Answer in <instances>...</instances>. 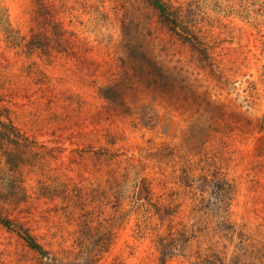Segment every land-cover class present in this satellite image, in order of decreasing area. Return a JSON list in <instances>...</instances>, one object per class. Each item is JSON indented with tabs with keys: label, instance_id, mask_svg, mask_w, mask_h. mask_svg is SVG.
Returning a JSON list of instances; mask_svg holds the SVG:
<instances>
[{
	"label": "rangeland",
	"instance_id": "rangeland-1",
	"mask_svg": "<svg viewBox=\"0 0 264 264\" xmlns=\"http://www.w3.org/2000/svg\"><path fill=\"white\" fill-rule=\"evenodd\" d=\"M162 2L0 0V264H264V0Z\"/></svg>",
	"mask_w": 264,
	"mask_h": 264
},
{
	"label": "trees",
	"instance_id": "trees-1",
	"mask_svg": "<svg viewBox=\"0 0 264 264\" xmlns=\"http://www.w3.org/2000/svg\"><path fill=\"white\" fill-rule=\"evenodd\" d=\"M153 3L158 7L160 12L164 15H169L171 13L168 12L167 6L162 2V0H153ZM24 240L28 243V245L33 248L38 250L39 252L43 251L42 246L35 240L32 234L28 232H23L22 233Z\"/></svg>",
	"mask_w": 264,
	"mask_h": 264
}]
</instances>
